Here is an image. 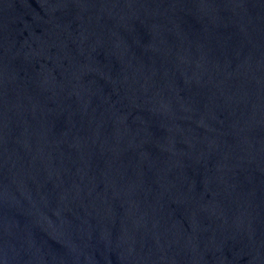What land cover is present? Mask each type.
Instances as JSON below:
<instances>
[{
    "label": "water",
    "instance_id": "95a60500",
    "mask_svg": "<svg viewBox=\"0 0 264 264\" xmlns=\"http://www.w3.org/2000/svg\"><path fill=\"white\" fill-rule=\"evenodd\" d=\"M0 264H264V0H0Z\"/></svg>",
    "mask_w": 264,
    "mask_h": 264
}]
</instances>
